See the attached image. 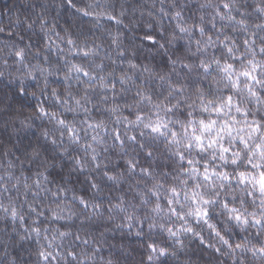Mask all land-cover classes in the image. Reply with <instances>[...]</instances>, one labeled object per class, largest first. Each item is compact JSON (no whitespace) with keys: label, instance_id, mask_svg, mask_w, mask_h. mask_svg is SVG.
Returning <instances> with one entry per match:
<instances>
[{"label":"clouds","instance_id":"clouds-1","mask_svg":"<svg viewBox=\"0 0 264 264\" xmlns=\"http://www.w3.org/2000/svg\"><path fill=\"white\" fill-rule=\"evenodd\" d=\"M264 0H0V264H264Z\"/></svg>","mask_w":264,"mask_h":264},{"label":"snow or ice","instance_id":"snow-or-ice-1","mask_svg":"<svg viewBox=\"0 0 264 264\" xmlns=\"http://www.w3.org/2000/svg\"><path fill=\"white\" fill-rule=\"evenodd\" d=\"M260 186H261V189L264 190V173L261 174Z\"/></svg>","mask_w":264,"mask_h":264}]
</instances>
